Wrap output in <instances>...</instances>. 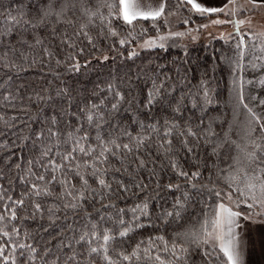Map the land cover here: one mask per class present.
Returning a JSON list of instances; mask_svg holds the SVG:
<instances>
[{
	"label": "snow or ice",
	"instance_id": "obj_1",
	"mask_svg": "<svg viewBox=\"0 0 264 264\" xmlns=\"http://www.w3.org/2000/svg\"><path fill=\"white\" fill-rule=\"evenodd\" d=\"M247 3L254 8L264 6V0L260 3L247 0ZM180 4L190 5L202 15H235L245 10L237 0H226L219 6H203L196 0H180ZM229 5L233 7L229 8ZM28 7L18 5L15 10L0 12V109L24 113L25 124L34 119L32 105L39 108L49 103L51 107L54 99L47 89L22 94L21 88L25 85L14 88V80L21 73L36 65L48 68L53 60L68 72H79L89 63L86 61L82 65L78 59L84 52L83 48L76 47L79 38H87L88 44L96 48L89 35L92 28H98L108 37H118L114 22H122L134 29L137 20L156 21L165 14L166 0H160L155 7L151 0H42L34 14L25 10ZM246 22L250 24L251 20L211 21L215 25L235 23L236 35L240 37L236 45L239 50L236 68L239 71L247 67L264 69V33L257 36L241 34L239 28ZM64 24L72 28L71 36L67 30L57 27ZM172 35L183 36L185 33ZM129 36L135 39L131 31ZM165 39L167 37H159L160 41ZM118 42L124 46L127 37ZM157 46L163 48L164 44L148 39L140 45L144 49ZM61 52L65 56L57 59ZM136 55L138 53L133 50L129 59ZM248 56L251 59H247ZM108 59L107 55L103 56L104 61ZM149 71H152L151 76L137 75L136 80L143 78L150 86H133L131 78L127 88L122 82L109 81L103 87L93 88L76 105L75 111L69 110L70 90L59 89L56 95L67 98L68 107L59 105V113L42 121L40 129L29 135L12 132L19 127L18 115L5 119L0 114V137L15 135L11 146L6 139L0 141V149L12 151L31 145L30 157L26 160L21 157L25 166L19 162L14 165L22 185L18 195L9 194L15 191L14 186L6 188L0 183V264H188L192 245L201 248L209 260L218 249L222 253V257H217L221 264H243V241L247 240L250 253L255 251L251 233L239 237L236 230L240 227L238 221L250 219L254 210H259L256 215H264V135H253L256 129L250 126L241 137L243 143H239L227 134L219 137L211 124L198 128L191 121H181L178 114L188 104L204 111L205 106L212 103L207 85L201 81L195 92L173 96L176 88L169 82L172 78L165 75L161 79L153 70ZM53 75L59 78L54 71ZM240 82L243 103V77ZM259 84L264 85V79H260ZM260 103L264 104V101ZM157 110L176 115L156 119L154 113ZM53 112H56L55 107ZM124 114H127V120ZM249 114L251 121L264 133L262 117L251 109ZM65 117L73 119L66 120ZM208 145H211L213 156L234 153L226 166L216 172L217 176L225 173L223 180L230 189L228 192L217 190L215 185L209 187L200 183L203 174L197 149ZM178 153H183V157ZM153 154L156 159L163 157L166 164L161 167L170 169L175 180L160 184L156 169L149 168V162L156 163V159L149 161ZM188 157H194L195 170L186 169L181 163L182 158ZM204 167L207 168L206 160ZM145 169L148 177L141 175ZM211 178L209 171L207 179L211 181ZM4 179V173L0 171V181ZM12 183L10 181V185ZM152 183L156 190L162 188L168 193H179L174 195L171 209H163L157 216L164 223H168L169 218L180 220L196 192L207 190L218 198V202L212 212L206 213L198 222L199 227L176 232L170 238L149 235L146 239L135 240L133 234L145 227L144 218L151 224L152 197L147 196V190ZM129 193L144 195L132 207H120L116 201L126 200ZM234 196L237 206L243 202L250 210L247 216L224 203L225 200L232 201ZM45 217L49 221V226L43 228L45 232L63 222V231L70 233V238L59 239L55 245L43 248L34 243L33 235L20 222ZM59 236L57 232L53 239ZM261 257L264 258V244Z\"/></svg>",
	"mask_w": 264,
	"mask_h": 264
},
{
	"label": "trees",
	"instance_id": "obj_2",
	"mask_svg": "<svg viewBox=\"0 0 264 264\" xmlns=\"http://www.w3.org/2000/svg\"><path fill=\"white\" fill-rule=\"evenodd\" d=\"M41 4L42 0H30V3L29 0H0V12H5L9 9L15 10L18 5H29L25 10L34 14L36 8L41 6ZM190 12L191 8L186 4L181 5L180 0L166 1L164 15L182 13L184 16H189ZM207 15L202 18L194 16L193 19L192 17L191 24L205 21L208 17ZM163 16L156 21L137 20L134 22V29L123 25L122 22H114L113 26L119 32L118 37H108L102 34L98 28H92L89 35L96 48L88 44L87 38L81 37L76 41V47L84 49L83 55L78 57L80 63L84 65L86 61H89L87 66L82 67L79 72H68L63 66H57L55 60H53L48 68L36 65L32 69L21 73L14 80V88L22 84L25 85L24 88H21L22 94L31 93L33 90L41 91L42 89H47L48 94L53 96L54 103L51 107L49 103H45L39 108L36 105H32L31 115L34 119L27 124L23 122L26 120L24 113L0 109V114H3L5 119H9L13 115L20 117V120L17 121L18 129H13L12 132L21 136L29 135L40 129L42 121L58 114L59 105L64 104L68 107V99L56 95L59 89L67 88L70 90L71 107L69 110L75 111L76 105L81 103L93 88L97 86L103 87L109 81L114 83L122 82L123 86L127 88L129 78H131L133 86L136 84H140L141 87L150 86L145 83L143 78L139 81L136 80V76L140 75L146 78V76L152 75V71L149 70H153L161 79L165 75L172 78L169 82L176 88L173 96L187 95L189 91L195 92L201 81L207 85L212 103L206 105V110L204 111H201L200 107L193 109L191 104H188L184 111L178 114V118L181 121H191L193 126L198 128L211 124L212 129L219 137L227 134L230 139L239 143H243L241 137L244 136L245 131L250 126L256 129L253 135H264V133L259 131V126L251 121L249 114V109H251L262 117V123H264V104L260 103L264 101V85L259 84V80L264 79V69L254 70L251 67H247L245 70L239 71L236 68V63L239 61V52L234 49L232 43H227L222 38L191 42L176 37L171 39L163 48L145 49L129 59V53L135 50L139 43L149 37L161 35L167 31V23ZM209 16H212V14H209ZM57 27L62 31L67 30L68 34L72 35V28L68 25H57ZM130 31L133 32L135 39L129 36ZM126 37L127 42L124 46H121L118 40ZM105 55L109 57L106 61L103 60ZM64 56L65 53L61 52L57 59ZM53 71L59 74V78L53 75ZM240 77H243L244 81L242 89L243 103L240 99ZM247 81H253V83L249 84ZM25 103L28 102L25 101ZM53 107L56 108V112H53ZM154 115L156 119H169L176 114L170 111L161 112L157 110ZM143 116L144 114L141 113L140 117L143 118ZM124 118L127 120V114H124ZM64 119L73 118L65 117ZM200 121H203V123H200ZM133 127L135 126L133 125ZM5 139L7 144L11 146V141L15 139V135L9 134L7 138L0 137V141ZM30 149V143L24 147L13 148L12 151H8L7 148L0 149V171H3L5 176V179L0 181V183H3L6 188L15 187V191L10 192V195H18L22 187L17 179L14 165L19 162L22 166H25L24 160L30 157ZM178 154L183 157V153ZM197 154L200 157L198 163L203 174L200 183L208 184L209 187L215 185L217 190L223 192L230 191L223 180L225 173H220L217 176L216 172L218 168L226 166L229 162L228 158L234 153L226 152L222 153L221 157L213 156L211 154V145H208L197 149ZM152 159H156L154 154L149 157V161ZM205 160L207 161V168L204 167ZM181 163L186 169L191 167L195 170L193 167L194 163H196L194 157L182 158ZM162 164H166L163 157L156 159L155 165L149 162V168L154 167L156 169V179L159 180L161 185L166 184L169 180L176 179L170 169L161 167ZM209 171L212 173L211 181L207 179ZM141 175L148 177V170H142ZM10 181L13 182L12 185H10ZM126 195L128 197L126 200L120 199L116 201L120 207H132L139 202L140 197L144 193L139 195H131L129 193ZM174 195L178 196L179 193H168L162 188L156 190L155 184H150L147 196L152 197L150 201L151 224H149L147 218H144L145 227L133 234L135 240L146 239L149 235H165L170 238L176 232H185L199 227L198 222L203 220L206 213L210 214L215 203L218 202V198L207 190L196 192L191 196L187 207L181 214L182 218L180 220L169 218V222L164 223L158 220L157 216L163 209H171ZM233 200H235V196ZM20 223L22 227L33 235V242L40 248L45 245H55L59 239L67 240L70 238V233L63 231L65 228L63 222H58L56 226L50 227L49 231L45 232L43 228L49 226L47 217L43 220H25ZM57 232L60 233V236L53 239ZM49 241H51L50 245ZM203 248L208 249V246H203ZM217 257H222V253L218 249H216L209 260L204 256L201 248L192 245L189 250L188 264H221V260ZM38 264H41V262H38Z\"/></svg>",
	"mask_w": 264,
	"mask_h": 264
},
{
	"label": "rangeland",
	"instance_id": "obj_3",
	"mask_svg": "<svg viewBox=\"0 0 264 264\" xmlns=\"http://www.w3.org/2000/svg\"><path fill=\"white\" fill-rule=\"evenodd\" d=\"M151 4L152 1H151ZM242 5L245 10L237 12L235 15L225 14V13H215L212 16L207 14H200L195 12L191 9V14L189 16H184L182 13H169L164 15L163 18L167 23V31L161 35L152 36L148 39H155L157 43H163L164 46L173 38L179 37L184 41H191V42H199V41H210L212 39L222 38L227 43H232L234 49L239 52L236 45L240 39L239 35H236V25L235 23H224L215 25L212 24L211 21L213 20H224V21H237V20H251V23H245L239 28V32L241 34L248 33L251 36H257L259 33H264V7H253L251 4L247 2L241 1L237 3ZM233 6H229L232 8ZM226 12L228 9L225 10ZM208 16L207 19L201 23H194L191 24V19L194 16L197 17H205ZM192 19V20H193ZM203 25H208V27H203ZM185 33L183 36H174V33ZM164 36L167 39L160 41L159 37ZM144 40V41H145ZM246 42L248 41V37L245 36ZM143 41V42H144ZM139 43L135 50L137 53L145 50L144 48L140 47L143 43ZM159 47V46H157ZM155 48V47H153ZM251 59L250 56L247 57ZM264 77V76H263ZM263 79V78H262ZM242 200V198H241ZM235 200L229 201L226 200L224 203L228 204L230 207L233 208L234 211L242 213L244 216L249 214V209L245 207L243 202L239 203V206L234 202ZM259 211L254 210L250 219H240L238 223L240 227L236 230L237 235L239 237H244L249 232L251 236L255 240V251L250 253L248 248L247 240L243 241L244 247L241 251V258L243 264H264V258L261 257V248L262 244H264V215H256L255 212Z\"/></svg>",
	"mask_w": 264,
	"mask_h": 264
},
{
	"label": "crops",
	"instance_id": "obj_4",
	"mask_svg": "<svg viewBox=\"0 0 264 264\" xmlns=\"http://www.w3.org/2000/svg\"><path fill=\"white\" fill-rule=\"evenodd\" d=\"M151 1L153 3L152 4L153 7L158 6V4L160 2V0H151ZM241 1L247 2V0H237V3L241 2ZM196 2L202 4L203 6H219V5H222L223 3H225L226 0H196ZM257 3H260V0H257ZM187 6L189 8H191L190 5H187ZM229 6H232V5H229ZM262 7H264V6H262Z\"/></svg>",
	"mask_w": 264,
	"mask_h": 264
}]
</instances>
